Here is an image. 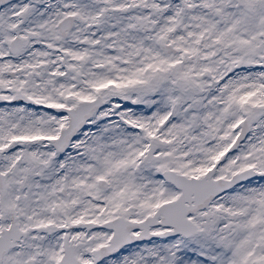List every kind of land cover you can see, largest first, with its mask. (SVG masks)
Returning a JSON list of instances; mask_svg holds the SVG:
<instances>
[{"label":"snow or ice","instance_id":"snow-or-ice-1","mask_svg":"<svg viewBox=\"0 0 264 264\" xmlns=\"http://www.w3.org/2000/svg\"><path fill=\"white\" fill-rule=\"evenodd\" d=\"M0 264H264V0H0Z\"/></svg>","mask_w":264,"mask_h":264}]
</instances>
